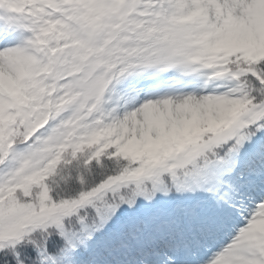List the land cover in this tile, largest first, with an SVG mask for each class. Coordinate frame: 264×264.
<instances>
[{
  "label": "snow or ice",
  "instance_id": "obj_1",
  "mask_svg": "<svg viewBox=\"0 0 264 264\" xmlns=\"http://www.w3.org/2000/svg\"><path fill=\"white\" fill-rule=\"evenodd\" d=\"M0 264H264V0H0Z\"/></svg>",
  "mask_w": 264,
  "mask_h": 264
}]
</instances>
